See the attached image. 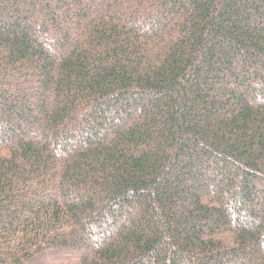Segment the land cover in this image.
<instances>
[{
  "label": "trees",
  "instance_id": "16d2710c",
  "mask_svg": "<svg viewBox=\"0 0 264 264\" xmlns=\"http://www.w3.org/2000/svg\"><path fill=\"white\" fill-rule=\"evenodd\" d=\"M0 264H264V0H0Z\"/></svg>",
  "mask_w": 264,
  "mask_h": 264
}]
</instances>
